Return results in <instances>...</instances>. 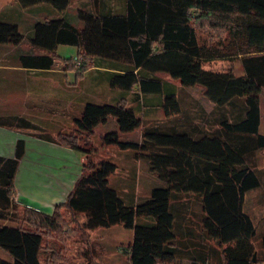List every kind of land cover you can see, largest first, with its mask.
Segmentation results:
<instances>
[{"label":"trees","instance_id":"trees-1","mask_svg":"<svg viewBox=\"0 0 264 264\" xmlns=\"http://www.w3.org/2000/svg\"><path fill=\"white\" fill-rule=\"evenodd\" d=\"M17 1L25 8L50 4L60 12L70 4V0ZM79 18L83 28L65 18L36 23L30 46L46 54H22L21 65L51 70L58 59V46L74 45L78 47L81 69L87 70L89 61L95 58L110 63L106 68L112 70L106 74L111 88L136 92L137 96L163 95L167 118L182 114L183 108L176 93L156 76L160 72L184 86H203L208 99L221 110L222 120L211 131L183 124L152 125L144 127L142 141H122L121 133L143 126L126 96L114 104H84L74 118L81 135H40L81 151L86 158L73 189L53 213L28 209L36 215L29 218L31 228L13 224L18 216L15 176L25 154V140H18L15 157L0 156V248L11 257L0 256V264H42L44 238L64 224L63 209L84 214L86 229L118 224L132 229L133 241L126 251L131 264H186L178 261L181 251L175 244L172 203L174 194L179 193L200 198L203 232L219 246L226 264H258L253 260L257 228L245 212L244 203L246 193L262 184L247 157L264 148V135L260 133L264 0H126L123 10L94 13L80 9ZM199 29L212 34L221 29L228 36L207 42L202 40ZM24 39L17 24L0 20V44L17 46ZM236 59L242 64L241 75L232 65L224 70L205 66L216 60ZM63 61L72 63L70 69H74L73 59ZM75 77L78 80L80 75L76 73ZM110 117L117 118L118 128L103 134V143L140 150L152 171L168 185L153 189L150 198L134 205H127L109 185L117 165L92 158L96 127L106 124ZM21 121L23 126H35ZM261 244L264 249V236ZM188 264H200V260L192 259Z\"/></svg>","mask_w":264,"mask_h":264},{"label":"rangeland","instance_id":"rangeland-1","mask_svg":"<svg viewBox=\"0 0 264 264\" xmlns=\"http://www.w3.org/2000/svg\"><path fill=\"white\" fill-rule=\"evenodd\" d=\"M78 11L75 12L72 7L69 13H77L78 16ZM80 22L74 21L71 24L83 28ZM216 32L212 34L207 30L199 29L202 40L207 42H218L228 36V33L221 29ZM22 47V52L15 57L18 64H21L22 54H46L30 46V34L26 35ZM57 55L58 59L48 71L4 72L7 80L4 84L6 87H0L1 124L16 128L22 133L42 131L56 135L60 132L65 134L75 132L81 135L82 132L76 130L74 118L79 116L84 104L88 102L114 104L122 96H126L129 105L143 120V126L139 129L121 133L122 141H142L144 127L152 125L183 124L197 126L201 131H211L216 130L222 120L221 110H217L208 99L206 90L201 85L184 86L179 80L172 79L164 72L157 73L156 76L169 85L168 89L176 93L183 108L182 114L167 118L162 106L163 95L137 96L136 92L123 93L119 89L111 88L106 74L108 70H112L106 68L110 65L109 62L95 58L89 61V68L83 70L82 63L79 62L80 58L77 57L78 47L74 45H59L55 56ZM66 59L74 60L73 70L70 69L72 63L63 61ZM231 65L239 75L242 74L240 59L216 60L206 63L205 66L209 69L224 70ZM76 73L80 75L78 80L75 77ZM260 105V133L264 135V89L261 93ZM227 115L228 119H231V114ZM21 119L35 126H23ZM117 128L115 117H110L106 124L96 127L92 145V150L95 152L92 158L96 162L110 160L117 165L116 172L109 178V185L117 190L127 205H134L150 198L153 189L166 188L168 185L152 171L150 162L140 155V150L123 149L116 144L103 143V134ZM247 160L248 164L256 169L262 182L260 187L246 193L244 210L251 216L257 228L254 262L264 264V249L261 244L264 236V148L250 154ZM14 201L18 206V216L13 224L33 227L29 218H36V215L28 211L31 207L23 205L16 199ZM172 210L176 217L175 244L181 251L178 261L188 264L192 259H199L200 264H204L203 260L207 261L205 264H226L219 246L208 240L203 232L204 213L200 198L194 194H174ZM62 215L64 224L58 230L50 231L49 236L44 238L40 254L42 264H131L126 251L133 241L132 229L122 224L110 228L86 229L83 227L84 214H72L63 209ZM0 256L5 259L11 258L2 248H0Z\"/></svg>","mask_w":264,"mask_h":264},{"label":"crops","instance_id":"crops-1","mask_svg":"<svg viewBox=\"0 0 264 264\" xmlns=\"http://www.w3.org/2000/svg\"><path fill=\"white\" fill-rule=\"evenodd\" d=\"M125 2L126 0H70L68 8L60 12L50 4L25 8L17 0H0V20L17 24L26 38L27 34H32L36 23L47 19L65 18L70 23H79V14L77 16V13H69L72 7L75 12L80 9H89L94 13L118 11L125 8ZM22 48V43L17 46L0 44V87H6L4 84L7 76L4 72L48 71L27 68L16 63L15 57L22 52ZM43 134L52 133H22L0 123V156L15 157L18 140H25V154L15 176L14 199H18L25 206L30 205L33 209L51 214L55 206L64 202L73 189L86 156L81 151L42 138L40 135Z\"/></svg>","mask_w":264,"mask_h":264},{"label":"water","instance_id":"water-1","mask_svg":"<svg viewBox=\"0 0 264 264\" xmlns=\"http://www.w3.org/2000/svg\"><path fill=\"white\" fill-rule=\"evenodd\" d=\"M255 256H256V254H254V261H255Z\"/></svg>","mask_w":264,"mask_h":264},{"label":"built area","instance_id":"built-area-1","mask_svg":"<svg viewBox=\"0 0 264 264\" xmlns=\"http://www.w3.org/2000/svg\"><path fill=\"white\" fill-rule=\"evenodd\" d=\"M17 201H18V199H16ZM28 206H30V205H28Z\"/></svg>","mask_w":264,"mask_h":264}]
</instances>
